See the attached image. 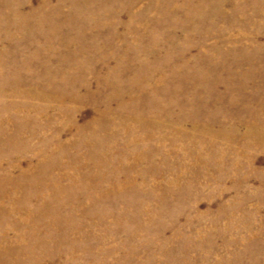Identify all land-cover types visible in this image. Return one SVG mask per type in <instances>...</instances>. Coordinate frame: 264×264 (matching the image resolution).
<instances>
[{"label": "rangeland", "instance_id": "374dc122", "mask_svg": "<svg viewBox=\"0 0 264 264\" xmlns=\"http://www.w3.org/2000/svg\"><path fill=\"white\" fill-rule=\"evenodd\" d=\"M0 264H264V0H0Z\"/></svg>", "mask_w": 264, "mask_h": 264}, {"label": "bare ground", "instance_id": "6f19581e", "mask_svg": "<svg viewBox=\"0 0 264 264\" xmlns=\"http://www.w3.org/2000/svg\"><path fill=\"white\" fill-rule=\"evenodd\" d=\"M17 89L19 90L20 88H17ZM10 90H12V89H10ZM18 90H17V91H18ZM106 157H107V156H106ZM104 177H105V176H104ZM106 178H107V177H106ZM104 180H105V178H104ZM110 186H111V185H110ZM98 188H99V187H98ZM103 189H104V188H103ZM95 195H96V194H95Z\"/></svg>", "mask_w": 264, "mask_h": 264}]
</instances>
